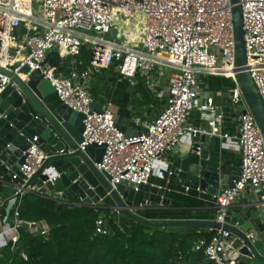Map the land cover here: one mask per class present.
Wrapping results in <instances>:
<instances>
[{
  "label": "built area",
  "instance_id": "2783aa9c",
  "mask_svg": "<svg viewBox=\"0 0 264 264\" xmlns=\"http://www.w3.org/2000/svg\"><path fill=\"white\" fill-rule=\"evenodd\" d=\"M33 1L0 0V68L24 83L30 81L31 73L43 76L68 107L85 114L84 141L78 149L85 152L92 145L105 148L102 161L95 165L109 176L114 188L126 185L138 191L150 184L162 157L178 149L185 137L192 138V148L202 149L201 142L195 141L200 132L220 137L226 147L237 148L241 154V175L235 186L216 196L218 221L225 222L227 208L245 198L247 192L264 190V134L238 78L241 71H249L264 101V67L253 66V62L264 65V0L239 1L245 32V66L237 64L231 0H37L41 2L38 13ZM22 29H26L24 35ZM87 45L91 48L90 66L83 72L73 71L67 77L48 66L50 53L74 57ZM228 66L234 69L233 74L219 72ZM26 67L29 72L24 71ZM113 67L126 79L143 78L165 101L153 123L146 125V132L127 135L122 131L111 101L97 108L90 91L91 74ZM202 75L231 79V102L246 105L247 112L239 116L235 134L223 131V115L217 113L213 94L199 92ZM8 84L20 91L13 77L0 72V90ZM194 111L201 112L208 129L189 123ZM207 112L212 115L207 116ZM29 141L25 163L11 181L20 204L11 227L0 231V236L13 233L8 243L13 250L18 249L20 228L34 235L45 236L50 231L46 221L22 219L19 208L27 193L44 195L32 179L60 153L46 152L39 136ZM95 205L101 206L98 202ZM110 232L107 217L100 215L97 233ZM211 233L210 239H199L195 249L216 264H238L227 259L224 248V239L230 232L218 229ZM248 236L255 240L258 232L251 230ZM22 255L28 258L26 253Z\"/></svg>",
  "mask_w": 264,
  "mask_h": 264
},
{
  "label": "water",
  "instance_id": "95a60500",
  "mask_svg": "<svg viewBox=\"0 0 264 264\" xmlns=\"http://www.w3.org/2000/svg\"><path fill=\"white\" fill-rule=\"evenodd\" d=\"M239 1L231 0L236 59L238 66H245V32ZM24 71L29 72V68L26 67ZM0 72L13 77L21 91L9 84L0 90V179L12 181L13 174L25 163L29 140L39 136V143L46 152L60 154L52 157L34 176V186L46 187L58 199L61 197L58 194L60 191H64L63 198L76 193L81 200L80 206L99 207L95 205L98 202L129 220L149 227H188L204 229L208 233L218 229L227 230L230 235L224 239V248L228 260L238 264H264V190L228 207L225 222L218 221L216 206L211 209L210 215L197 219L164 220L149 217L151 212L181 206L183 200L175 199L176 194L185 195L182 199L198 198L206 204L212 201L216 205V196L222 190L235 186L241 168H231L224 157L220 137L199 132L195 141L201 142L202 149L194 147L183 155L172 173L158 185L148 184L138 191L126 185L114 188L107 179L108 175L100 172L95 165L102 161L105 148L92 145L85 152L78 149V145L84 141L85 114L68 107L59 98L51 81L37 73H31L30 81L24 83L3 68H0ZM238 78L248 106L264 134V101L249 71H241ZM230 96V92L226 93L223 105L217 107V113L223 115V121H232L247 112L244 103L234 105ZM118 126L125 133H128L129 126L138 128L135 122L127 120L118 123ZM139 130L146 132L147 128ZM49 173L55 174V184L49 180ZM251 230L258 232L257 239L248 236ZM19 231L21 235L26 234L24 228Z\"/></svg>",
  "mask_w": 264,
  "mask_h": 264
},
{
  "label": "trees",
  "instance_id": "16d2710c",
  "mask_svg": "<svg viewBox=\"0 0 264 264\" xmlns=\"http://www.w3.org/2000/svg\"><path fill=\"white\" fill-rule=\"evenodd\" d=\"M26 31V29H24ZM76 193L66 198L27 193L20 217L46 221L48 235L26 233L18 249H3L1 264H216L195 249L199 236L188 227H149L134 223L125 229L109 216L111 232L97 233L104 207L80 206ZM129 220V219H128ZM212 233L208 237L210 239ZM22 253H26L25 259Z\"/></svg>",
  "mask_w": 264,
  "mask_h": 264
},
{
  "label": "crops",
  "instance_id": "0c3cea01",
  "mask_svg": "<svg viewBox=\"0 0 264 264\" xmlns=\"http://www.w3.org/2000/svg\"><path fill=\"white\" fill-rule=\"evenodd\" d=\"M21 33L24 35L26 31L22 29ZM85 55L82 49L81 53L72 57L73 60L69 63V57L63 58L60 54L53 52L49 54L48 66L50 68H55L57 74L68 77L73 71L81 73L89 68L90 58L87 59ZM61 68L62 70H60ZM67 70L68 73L66 72ZM91 79L92 83H97L100 90L99 97L102 99L101 105L105 104L107 101H111L116 107V116L119 123L127 120L128 122H135L138 125V128L129 126L128 131L135 133L140 131V128H144L146 125L153 123L155 118L165 107V101L157 97L156 92L147 85L143 78L138 77L133 80L126 79L119 74L115 67L106 70H95L91 74ZM107 83L111 85V90L103 92L102 90L106 88L104 85ZM167 85L168 81L165 82V88ZM232 87L233 83L231 79L227 77L211 75L200 76L199 92L204 95L212 93L216 107L223 105V98ZM206 115L211 116L212 114L207 112ZM189 123L202 130L208 129L207 122L202 120V114L199 111H194L192 113L189 118ZM238 127V118H234L232 121H223L222 123L223 131L230 134H235L238 131ZM192 144V138L187 136L183 139L178 149L167 152L156 167L150 184H160L162 179L167 177L169 173L175 169L178 160L192 150ZM222 144L224 148V157L229 161L231 168L240 167L241 154L239 150L237 148L229 149L226 147L224 140H222ZM54 175L53 173H49V180L52 181L53 184H55ZM38 187L44 191L43 196L56 197L51 195V191L47 190L46 187ZM15 192L16 188L11 182L0 179V231L9 229L14 222L15 211L20 204V199L15 196ZM63 192L64 191L58 192V194L61 195V199L63 198ZM184 196L183 194H176V196H174L175 199L183 200L181 206L176 205L167 210L151 212L149 217L164 220L197 219L210 215L211 209L216 206L212 201L206 204L203 200H198V198H196V200H188L187 197L182 199ZM105 208L107 207L105 206ZM110 218L125 229L134 228V223H132V221L114 210H111ZM196 233L199 239L208 238L211 234L204 229H198ZM12 235L13 233L9 237L0 236L1 255L3 249L8 246L9 239Z\"/></svg>",
  "mask_w": 264,
  "mask_h": 264
},
{
  "label": "rangeland",
  "instance_id": "374dc122",
  "mask_svg": "<svg viewBox=\"0 0 264 264\" xmlns=\"http://www.w3.org/2000/svg\"><path fill=\"white\" fill-rule=\"evenodd\" d=\"M33 7H34L35 11L38 13L40 11V9H41V2L40 1H37V0H34L33 1ZM108 38H112V36H108ZM83 54L84 55L86 54L85 56H86L87 59L90 58V56H91V48H90V46H88V45L87 46H84V48H83ZM72 60H73V58L72 57H69V63ZM66 72L68 73V70ZM98 82H99V80H98ZM104 86H106V88L102 90L103 92H106L107 90H111V85L109 83H107ZM90 91H91L92 95L94 96V98H95V100L97 102V108L100 109L101 106H102L101 105L102 104V99L99 97V91L100 90H99V88L97 86V83H95V82L92 83V79H91V90ZM135 133L134 132H131V131H128L127 135H133ZM251 196H253V193L252 192H247L246 193V197H251ZM59 199H61V198H59ZM108 210L110 211L109 214H108V212H107L106 209L105 210H102L101 211L102 212V215H105V216L111 215V210L110 209H108Z\"/></svg>",
  "mask_w": 264,
  "mask_h": 264
},
{
  "label": "bare ground",
  "instance_id": "6f19581e",
  "mask_svg": "<svg viewBox=\"0 0 264 264\" xmlns=\"http://www.w3.org/2000/svg\"><path fill=\"white\" fill-rule=\"evenodd\" d=\"M253 66L254 67H264V65L261 64L260 62H253ZM219 72L224 73L225 75H231L234 73V69L228 66V67L220 69Z\"/></svg>",
  "mask_w": 264,
  "mask_h": 264
}]
</instances>
